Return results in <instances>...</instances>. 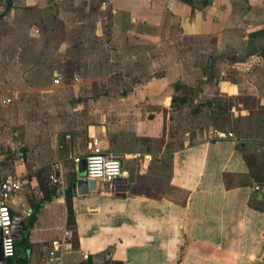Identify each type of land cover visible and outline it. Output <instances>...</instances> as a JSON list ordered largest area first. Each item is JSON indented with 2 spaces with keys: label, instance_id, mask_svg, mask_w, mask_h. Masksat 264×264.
I'll list each match as a JSON object with an SVG mask.
<instances>
[{
  "label": "crops",
  "instance_id": "0c3cea01",
  "mask_svg": "<svg viewBox=\"0 0 264 264\" xmlns=\"http://www.w3.org/2000/svg\"><path fill=\"white\" fill-rule=\"evenodd\" d=\"M93 139L125 191L68 201ZM263 145L264 0H0V180L28 179V264L61 239L73 264H264Z\"/></svg>",
  "mask_w": 264,
  "mask_h": 264
},
{
  "label": "built area",
  "instance_id": "2783aa9c",
  "mask_svg": "<svg viewBox=\"0 0 264 264\" xmlns=\"http://www.w3.org/2000/svg\"><path fill=\"white\" fill-rule=\"evenodd\" d=\"M54 82L59 81V76L54 74ZM10 102V97L1 100L2 105ZM215 137L219 139L232 138L235 136L232 132L216 131ZM264 153V145L261 147ZM15 158L18 162L24 161V154L17 150ZM124 156L111 151L104 150L99 145L98 139L90 141L87 152L84 155L85 160V179L95 180L98 188L102 192L116 193V183L118 179L124 177L123 160ZM79 157H74L73 161L78 162ZM54 173L49 176L50 184L57 185L61 183L59 172V163H53ZM28 185V179L24 175H7L0 180V234H1V254L3 259L13 258L16 255V236L14 231V222L11 215V203L15 196ZM254 190L258 187H254ZM69 243L64 240H54L47 251V258L52 264H73L67 254L70 252Z\"/></svg>",
  "mask_w": 264,
  "mask_h": 264
},
{
  "label": "water",
  "instance_id": "95a60500",
  "mask_svg": "<svg viewBox=\"0 0 264 264\" xmlns=\"http://www.w3.org/2000/svg\"><path fill=\"white\" fill-rule=\"evenodd\" d=\"M85 177V161H83V163L80 165V170L78 173V177L75 180L74 183V187H75V191L77 192V194L79 195H85L88 194L89 192H95L97 190V184L95 180H87L84 178ZM116 183V193L118 195H122L123 192L125 191V183L126 180L124 178L122 179H118L115 181ZM263 191L257 190L254 191L250 198L252 200H262L263 199ZM260 210L262 208H259ZM14 231H15V236L16 238H18L19 234H20V220L19 219H14ZM0 261H3V257L1 254V234H0Z\"/></svg>",
  "mask_w": 264,
  "mask_h": 264
},
{
  "label": "trees",
  "instance_id": "16d2710c",
  "mask_svg": "<svg viewBox=\"0 0 264 264\" xmlns=\"http://www.w3.org/2000/svg\"><path fill=\"white\" fill-rule=\"evenodd\" d=\"M177 99H179L180 101H184L185 100V98H174L172 105L175 104V100H177ZM215 102L217 103V105L219 107H221V104H220V102L218 100H216ZM74 193H75L74 185H72L71 188L66 192V197H67L68 201H69V199L72 198ZM48 197H50V196H48ZM68 215H69V218L71 219L72 218V209H71L70 205H68ZM24 231H26V228H24ZM21 241L25 242V238H23ZM4 263L5 264H28V260L26 258L17 257V242H16V255L13 258L5 259ZM82 264H91V259L88 258Z\"/></svg>",
  "mask_w": 264,
  "mask_h": 264
},
{
  "label": "rangeland",
  "instance_id": "374dc122",
  "mask_svg": "<svg viewBox=\"0 0 264 264\" xmlns=\"http://www.w3.org/2000/svg\"><path fill=\"white\" fill-rule=\"evenodd\" d=\"M226 116V115H225ZM25 235V231H22L20 238L18 239V241L20 240V244H18L19 246V250H23V244L21 243V240L24 238ZM17 241V240H16Z\"/></svg>",
  "mask_w": 264,
  "mask_h": 264
}]
</instances>
